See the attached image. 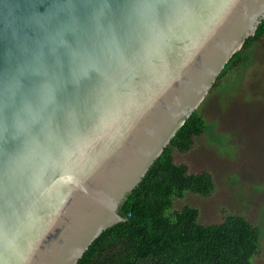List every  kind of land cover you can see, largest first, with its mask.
I'll use <instances>...</instances> for the list:
<instances>
[{"label": "water", "instance_id": "water-1", "mask_svg": "<svg viewBox=\"0 0 264 264\" xmlns=\"http://www.w3.org/2000/svg\"><path fill=\"white\" fill-rule=\"evenodd\" d=\"M264 0H0V264H75Z\"/></svg>", "mask_w": 264, "mask_h": 264}, {"label": "trees", "instance_id": "trees-1", "mask_svg": "<svg viewBox=\"0 0 264 264\" xmlns=\"http://www.w3.org/2000/svg\"><path fill=\"white\" fill-rule=\"evenodd\" d=\"M263 37L264 18L228 58L206 95ZM204 128L196 108L120 203L118 213L124 219L104 229L75 264H254L251 258L260 244L257 225L230 213L220 222L200 223L196 207L172 209L173 197H182L184 191L207 196L214 188L209 171H189L186 163L173 158V149L187 151Z\"/></svg>", "mask_w": 264, "mask_h": 264}, {"label": "rangeland", "instance_id": "rangeland-1", "mask_svg": "<svg viewBox=\"0 0 264 264\" xmlns=\"http://www.w3.org/2000/svg\"><path fill=\"white\" fill-rule=\"evenodd\" d=\"M243 57L197 107L203 133L187 151L173 149L174 161L186 163L189 171H209L214 188L207 196L186 190L173 197L172 209L194 206L200 223L242 215L259 227V250L251 260L264 264V37Z\"/></svg>", "mask_w": 264, "mask_h": 264}]
</instances>
